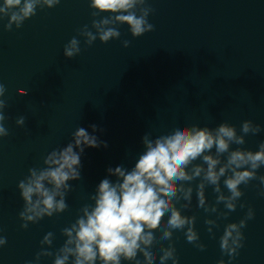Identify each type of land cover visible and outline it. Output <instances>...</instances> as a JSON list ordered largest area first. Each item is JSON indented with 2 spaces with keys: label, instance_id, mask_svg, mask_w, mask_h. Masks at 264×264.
I'll return each instance as SVG.
<instances>
[{
  "label": "water",
  "instance_id": "water-1",
  "mask_svg": "<svg viewBox=\"0 0 264 264\" xmlns=\"http://www.w3.org/2000/svg\"><path fill=\"white\" fill-rule=\"evenodd\" d=\"M132 11L136 15L147 11L152 30L133 37L126 24L113 20V14L97 12L89 0H59L51 8L40 4L33 16L7 30L8 16H0V84L5 88L0 99L5 101L7 129L0 138V236L6 238L0 264H53L67 239L63 230L83 215L82 209L93 205L98 182L115 179L106 168L130 169L143 151L145 135L155 138L178 123L209 129L226 123L244 141L230 143V151L255 152L264 142V0H144ZM106 18L110 23L104 27L116 29L119 36L86 44L82 31L95 34L94 22ZM73 37L80 52L66 58L63 46ZM123 41H128L126 47ZM21 116L24 123L17 126ZM245 120L259 125V130L243 133ZM92 124L107 147L85 148L81 153L79 178L61 189L65 208L35 221L21 220L18 214L25 205L18 182L29 175V169L45 167L46 156L70 143L77 127L91 132ZM210 153L216 155L214 147ZM226 158L227 153L220 154L221 164ZM195 164L206 167L198 157L186 171ZM262 176L264 165L238 186L242 194L233 201L232 210L217 200L219 195H230L223 176L219 192L203 181L202 206L196 196L202 174L177 181L192 188L190 201L179 191L172 200L181 215L194 218L198 240H186L188 225L170 229L169 239L157 226L152 241L157 259L144 261L139 251L140 264H160V249L170 244L177 264H216L220 259L225 264H264ZM249 207L253 216L241 229L242 246L229 261L228 254L221 253L219 238L227 224L245 217ZM167 218L165 213L162 223ZM22 223L27 227L21 228ZM47 233L51 243L42 244ZM37 253L47 255L37 259ZM72 261L69 256L67 264ZM121 264L136 261L122 259ZM165 264L173 262L169 259Z\"/></svg>",
  "mask_w": 264,
  "mask_h": 264
},
{
  "label": "clouds",
  "instance_id": "clouds-1",
  "mask_svg": "<svg viewBox=\"0 0 264 264\" xmlns=\"http://www.w3.org/2000/svg\"><path fill=\"white\" fill-rule=\"evenodd\" d=\"M58 2L59 0H0V16H8V23L5 24L7 30L13 23L19 27L24 20L33 16L38 5L51 8ZM143 2L144 0H89V6L97 12L113 14V20L126 24L131 35L138 37L153 28L146 20L147 11H143L141 15L132 11ZM109 23L107 18L99 23L94 22L95 34L82 31L81 34L86 37L85 43L90 45L96 39L106 43L117 38L119 32L116 29L104 27ZM127 44L128 41H123L125 47ZM79 52V41L75 37L63 46L66 58L78 55ZM4 93L5 88L0 84V97ZM4 109L5 101L0 99V138L7 135ZM15 123L17 126L23 125L24 117H19ZM89 127L91 132L84 127H77L71 134L70 143L60 150H52L46 156L45 167L39 170L29 169V175L18 182L19 196L25 205L18 214L21 220L35 221L65 208L61 189L68 187L67 181L79 178L81 153L85 148L107 147V143L95 135L97 126L92 124ZM258 130L259 125L254 126L249 120L241 124V131L245 134ZM141 139L143 151L130 169L119 165L106 168L108 176L115 179L104 178L98 182L92 198L93 205L82 209L83 215L71 227L63 230L67 239L53 264H67L69 256L73 257L72 264H97V261L99 264H121L122 259L135 260L136 264H140L137 257L139 251H143L144 261H154L157 256L152 241L157 226L164 228L162 236L169 239L172 235L170 229H185V225H188L185 229L186 240L197 241V233L192 227L194 218L181 215L172 200L179 191L186 201H190L192 188H184L176 182L190 181L202 174L203 180L197 185L196 192L198 206H202L205 204L203 181L215 186L214 190L219 192L218 181L223 176L224 186L230 195H219L217 200L225 201V206L232 210L235 207L233 201L242 194L238 186L254 178L255 169L264 165V142L259 144L255 152L229 150L230 143L242 144L244 141L242 136L236 134L235 128L226 123L219 124L215 129L195 125L188 127L178 123L155 138L149 139L145 135ZM213 147L216 155L210 153ZM224 153H227L226 162L221 164L220 154ZM198 157L206 167L195 164L190 171H186L187 166ZM259 179L264 186V176ZM260 195L264 196V191ZM241 207L244 205L241 204ZM165 213H168V218L162 223ZM252 216L253 210L249 207L245 217L238 223L225 226L219 238V247L222 255L228 254L229 261L242 246L241 229ZM20 227L26 228L27 223H22ZM50 236L51 233L45 234L41 243L50 244ZM5 243L6 238L0 236V247ZM197 246L204 248L203 244ZM160 251V264H165L169 259L177 264L175 248L171 244L167 248L161 247ZM40 255L47 253H37L36 258ZM216 264L225 262L220 259Z\"/></svg>",
  "mask_w": 264,
  "mask_h": 264
}]
</instances>
